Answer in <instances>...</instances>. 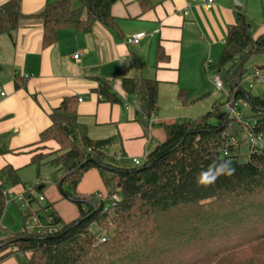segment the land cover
Masks as SVG:
<instances>
[{
  "label": "trees",
  "instance_id": "trees-1",
  "mask_svg": "<svg viewBox=\"0 0 264 264\" xmlns=\"http://www.w3.org/2000/svg\"><path fill=\"white\" fill-rule=\"evenodd\" d=\"M117 1L56 0L40 13L24 16L20 0H10L0 8V35L11 36L24 21H39L45 49L55 44L60 30L89 33L95 23L114 26L111 8ZM258 55H264V36L253 38L244 11L237 7L223 52L209 68L221 78L225 101L196 118L162 125L164 141L148 149L139 166L110 163L116 152L109 149L121 145L119 137L90 139L78 121V99L64 98L51 112V126L38 142L54 141L58 150L33 155L31 165L37 170L49 165L62 172L54 184L60 197L77 207L79 216L64 223L52 205L40 203L26 190L25 197L32 200L29 208L22 209L23 223L32 216L40 223L49 218L54 231L28 232L23 226L17 232H4L0 264L10 258L17 264H264V141L260 138L264 99L243 86L246 64ZM164 57L159 51L158 60ZM122 87L139 100L145 117L138 121L147 129L158 113L157 82L123 79ZM94 91L102 102H120L107 80L98 79ZM178 98L188 105L184 92ZM238 102L250 112L249 117L242 115L241 122L224 109L227 103ZM242 122L240 131L261 140L251 146L243 162L235 152L240 133L233 137L231 131L233 124ZM233 139L236 142H230ZM10 152L0 139V156ZM213 161H229L233 174L221 175L209 186L198 185L197 175ZM90 170L99 173L105 192L79 195L77 187ZM18 185V170L9 165L0 169V221L6 211V190Z\"/></svg>",
  "mask_w": 264,
  "mask_h": 264
},
{
  "label": "crops",
  "instance_id": "crops-1",
  "mask_svg": "<svg viewBox=\"0 0 264 264\" xmlns=\"http://www.w3.org/2000/svg\"><path fill=\"white\" fill-rule=\"evenodd\" d=\"M9 1L0 0V8ZM54 1L20 0V10L24 16L36 15ZM238 1L240 5L234 0H216L212 5L205 0H119L111 8L114 26L95 23L89 33L60 30L55 44L45 49L39 21H24L11 36L0 35V139L11 151L0 156V169L12 166L21 181L8 196L27 189L41 193L44 204L52 205L64 223L77 219V207L63 200L54 184L62 172L49 165L39 170L31 165L33 155L58 150L54 141L38 145L42 132L51 126V112L64 98L81 100L78 121L88 137L105 140L117 135L121 145L109 149L116 152L109 162L132 167L133 158L143 160L148 149L164 141L162 125L192 119L185 113L196 99L206 97L207 82L213 86L209 76L216 72L209 68L223 52L237 7L244 11L253 38L264 36V0ZM137 34H144L139 44L128 45L126 40ZM159 51L164 60H158ZM98 79L110 82L120 102L100 101L94 91ZM123 79L158 84V113L145 130L138 121L145 117L139 100L124 92ZM179 92L186 94L188 105H182ZM24 171H33V179H23ZM77 192L104 193L99 173L86 172ZM1 264L17 261L10 258Z\"/></svg>",
  "mask_w": 264,
  "mask_h": 264
},
{
  "label": "rangeland",
  "instance_id": "rangeland-1",
  "mask_svg": "<svg viewBox=\"0 0 264 264\" xmlns=\"http://www.w3.org/2000/svg\"><path fill=\"white\" fill-rule=\"evenodd\" d=\"M261 66H264V55L254 56L246 64V68L248 70L254 69L256 67H261ZM213 77L214 76L212 74H210V76H209L210 82H212ZM220 80H221V78H220ZM212 84H213V82H212ZM206 85H207L206 97L204 99H201V100H197V99H196V101H194L193 99L191 100V101H194V107H190L186 111L185 114H187L188 117L196 118L200 115L206 114L212 108L213 105H215L217 103H223L225 101L226 97H224L221 92L217 91L215 89L214 85L213 86L210 85L209 82H207ZM246 85L247 84H245L243 82V86H245L247 88ZM251 92L253 95L260 96L261 98L264 99V89L255 88ZM235 108L238 110V112L241 115L246 116V117L250 116L249 109L245 104L238 102L235 105ZM245 121H247L246 123H248V124L253 123V121L251 119L250 120L245 119ZM244 123L242 122L239 125L233 124L231 126L232 127L231 131L233 132L232 133L233 137H237L240 133V135L238 136V139H237L239 141V143H238L237 148L235 149V152H237L241 156L242 162L246 160V157L249 155V152L253 149L251 147L252 145H250V144H252L250 142V139H251L250 132L240 131L241 130L240 126H244ZM260 138L264 141V135H262ZM235 140L236 139H233L230 142H236ZM41 151H43V148L41 149ZM127 165H126V167L131 166V164H127ZM132 166H134V165L132 164ZM47 169L48 168L45 167L44 170L42 171L41 175L44 176L45 173H47V171H46ZM22 175H23L22 178L25 180L26 179H33V178H30V177H33V171H24L22 173ZM31 183H33V182H31ZM30 185H32V184H30ZM9 190H10V188H8L6 190V192ZM21 213H22V209H18L13 203H11L10 198H9L7 201V204H6V211H5L3 217L0 221V227H5L8 230L5 231V230L0 229V237L2 236V234L4 232H17V231H20L22 229L23 220H22Z\"/></svg>",
  "mask_w": 264,
  "mask_h": 264
},
{
  "label": "built area",
  "instance_id": "built-area-1",
  "mask_svg": "<svg viewBox=\"0 0 264 264\" xmlns=\"http://www.w3.org/2000/svg\"><path fill=\"white\" fill-rule=\"evenodd\" d=\"M215 1L216 0H205V4L212 5ZM143 37H144V34H137V35L131 36L130 38L126 40V43L128 45H137L139 44L140 40ZM79 56L80 54H77L76 56H74V59H78ZM212 82H213L215 89L221 92L224 97H226L227 94L223 88L222 82L218 74H216V76L213 77ZM243 82L247 84L246 86H247V89L249 90H253L255 88L264 89V69L254 68V69L248 70L247 73L243 77ZM1 96H3V94ZM78 102H81V100H78ZM224 109L227 111L230 118H232L236 122H241L242 115L237 111L235 106H233L231 103H227ZM250 142L252 143V147H255L259 144V142H261V140L251 138ZM132 164L134 166H139L140 164H142V160L138 158H133ZM31 194L33 195V193ZM33 196L37 197L40 203H44L43 196H37L36 194ZM7 198L8 199L10 198L11 203H13L14 205H20L21 209L23 210L29 208L30 202L32 200V197H25V192L23 194H19L16 196L9 195L7 196ZM113 200L118 201V198L113 197ZM51 223L52 222L49 218H46L43 222L40 223L36 216H32L31 218L27 219L26 222L23 223V226L28 232H32L35 230L37 231L43 230L44 232L51 234L54 231V228L51 225ZM0 229L4 230L5 227H0Z\"/></svg>",
  "mask_w": 264,
  "mask_h": 264
},
{
  "label": "clouds",
  "instance_id": "clouds-1",
  "mask_svg": "<svg viewBox=\"0 0 264 264\" xmlns=\"http://www.w3.org/2000/svg\"><path fill=\"white\" fill-rule=\"evenodd\" d=\"M233 172L234 169L231 167L229 161H220L219 163L213 161L207 169L197 175L196 182L198 185L209 186L213 184L219 176L231 175Z\"/></svg>",
  "mask_w": 264,
  "mask_h": 264
},
{
  "label": "water",
  "instance_id": "water-1",
  "mask_svg": "<svg viewBox=\"0 0 264 264\" xmlns=\"http://www.w3.org/2000/svg\"><path fill=\"white\" fill-rule=\"evenodd\" d=\"M234 2L236 5H240V2L238 0H234ZM0 14H1V11H0Z\"/></svg>",
  "mask_w": 264,
  "mask_h": 264
}]
</instances>
